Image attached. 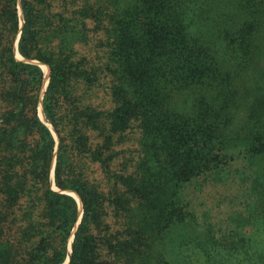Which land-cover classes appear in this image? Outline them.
I'll return each instance as SVG.
<instances>
[{
	"label": "trees",
	"instance_id": "16d2710c",
	"mask_svg": "<svg viewBox=\"0 0 264 264\" xmlns=\"http://www.w3.org/2000/svg\"><path fill=\"white\" fill-rule=\"evenodd\" d=\"M252 160L264 192V0H0V264H65L64 192L66 264H178L155 241L200 224L194 192L264 216Z\"/></svg>",
	"mask_w": 264,
	"mask_h": 264
},
{
	"label": "rangeland",
	"instance_id": "374dc122",
	"mask_svg": "<svg viewBox=\"0 0 264 264\" xmlns=\"http://www.w3.org/2000/svg\"><path fill=\"white\" fill-rule=\"evenodd\" d=\"M14 58L15 60H21L16 54V52H14ZM35 64L39 65L40 63L35 62ZM47 83L48 78L45 86L41 84L39 102L37 105V116L41 123H43L50 131L49 125L44 120V115L40 102L43 96V92L45 91V88L47 86ZM66 89H61L59 83L55 85V93H53L52 99L56 100V110L61 105H65L64 102L67 99V94H65V92L67 91ZM78 89L75 90V95L80 94V88ZM94 96H99V94L95 93ZM90 103L98 104L99 101L98 99H91ZM52 136L56 141L55 136L53 134ZM238 162L240 163V165L239 163H235L233 165H235V167L237 168L243 169V164H247L249 161H247V163L240 161ZM252 163L255 166L251 165L252 167H250L249 169L247 168L249 166H246L247 174L248 176H250L249 184L253 181L258 180L257 183H255V188L256 192H260L262 188L260 185H257L260 183V175L258 174L259 166L255 164L254 160H252ZM50 181L52 190H55L52 184V179ZM67 193L69 195L74 194L72 192ZM238 194H240V192L235 189L226 190L225 188H220V197L225 195H233V197L235 196L236 200L235 198H233L232 200V202H234L233 206L230 208L226 207V202L224 201L222 206H220L218 209H215L214 207H207L204 208L205 210L201 211L200 208L197 207V204L199 202H205L206 199L210 200V198L212 197V191H204V194L201 196H198L196 192H194L192 196V204L194 205L192 206L197 210L196 211L194 209L197 213L196 215L201 214L199 215L202 218L200 224L197 226H190L189 228L187 226L185 229L175 227L169 230L168 232L166 231L161 238H158L155 241V255L159 256V258H163L169 261L172 260V258H175L178 264H203L204 256L203 253L200 252L199 247L202 243L207 242L208 236L206 235H209L210 238H214L218 243L220 241L221 246L230 249L228 251L221 250V252H217L218 255L228 261V264H261V262L264 260V216L257 215L251 208H249L248 211L247 204L244 205L242 203L241 195L240 199H237ZM259 194L261 198H259V196H254V193H251L248 186V193L244 194V198L245 200H247V202L250 203H253L254 201H257L259 199H262L264 201V192H260ZM77 207V220L79 219L80 221L82 212L80 202L78 203ZM241 211L244 212L243 214L245 218H250V221H246L242 218L240 214ZM227 216L228 219L226 218ZM251 218H253V220ZM245 221L247 222L246 226ZM207 223H209L210 226L209 224L207 226ZM213 224H215V227L213 226ZM242 228L243 230H241ZM183 241L188 243L185 247L179 249L175 248L177 244Z\"/></svg>",
	"mask_w": 264,
	"mask_h": 264
},
{
	"label": "water",
	"instance_id": "95a60500",
	"mask_svg": "<svg viewBox=\"0 0 264 264\" xmlns=\"http://www.w3.org/2000/svg\"><path fill=\"white\" fill-rule=\"evenodd\" d=\"M18 37H19V33H18V35H17V38H16V40H15V43H14V52L16 51V44H17V40H18ZM31 63V62H30ZM35 63V62H34ZM32 64V63H31ZM47 68V67H46ZM47 72H48V69H47ZM47 78H48V76H47ZM50 127V126H49ZM50 131L52 132V129H51V127H50ZM53 134V133H52ZM53 165H54V159H53V161H52V164H51V167L53 168ZM52 178H51V174H50V180H51ZM65 194H67V192H64ZM79 201V200H78ZM77 216H78V213H77ZM79 221V219L76 221V223H75V225H74V227H73V230L71 231V233H70V236H71V241H72V237H73V231L75 230V228H76V226H77V224L79 223L78 222ZM71 241H70V243H71ZM66 252H67V256H66V259H65V264L67 263V261H68V254L70 253V244H69V246H68V250H67V245H66Z\"/></svg>",
	"mask_w": 264,
	"mask_h": 264
},
{
	"label": "bare ground",
	"instance_id": "6f19581e",
	"mask_svg": "<svg viewBox=\"0 0 264 264\" xmlns=\"http://www.w3.org/2000/svg\"><path fill=\"white\" fill-rule=\"evenodd\" d=\"M16 52V51H15ZM17 54V53H16ZM32 64H35L34 62H31ZM36 65V64H35ZM39 66V68L42 70V72H43V85L45 86V84H46V82H47V68H46V66H44V65H41V64H39L38 65ZM41 113V112H40ZM67 195H69L68 193H67ZM75 200H76V202L77 203H79V201H78V198H77V196L76 195H74V194H70ZM69 195V196H70ZM71 237V236H70ZM70 241H71V238H70ZM69 241V242H70ZM70 243H68V245H69ZM71 245V244H70Z\"/></svg>",
	"mask_w": 264,
	"mask_h": 264
}]
</instances>
